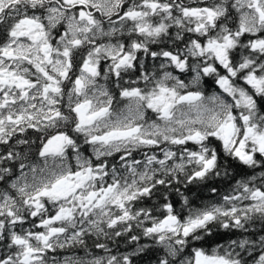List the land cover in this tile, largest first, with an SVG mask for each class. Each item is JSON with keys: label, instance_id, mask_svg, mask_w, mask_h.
<instances>
[{"label": "snow or ice", "instance_id": "6c2138e0", "mask_svg": "<svg viewBox=\"0 0 264 264\" xmlns=\"http://www.w3.org/2000/svg\"><path fill=\"white\" fill-rule=\"evenodd\" d=\"M146 254L264 264V0H0V264Z\"/></svg>", "mask_w": 264, "mask_h": 264}, {"label": "trees", "instance_id": "16d2710c", "mask_svg": "<svg viewBox=\"0 0 264 264\" xmlns=\"http://www.w3.org/2000/svg\"><path fill=\"white\" fill-rule=\"evenodd\" d=\"M204 90L210 94L213 90H215V86L212 85L211 82L209 81L208 83L205 84ZM149 115H151V114L149 113ZM29 135L34 138L36 134L30 132ZM73 135H75V134H73ZM77 139L80 140L82 148L87 147V146H84L82 144V138L77 137ZM85 154L87 155L89 153H85ZM138 158H140V157L138 156ZM33 159H34V161L38 160V157L33 156ZM72 163L74 164V160L72 161ZM232 167L234 169H236V171H240V168L237 167L234 162H232ZM237 178H239V177H237ZM211 183H215L216 186L220 189V191L224 192L225 190H227L231 187V185L234 183V181L224 180V181H213V182H210V184ZM188 195L194 200V202L196 204H203V203L208 202L209 200L216 199V197H214L213 193L208 191L207 187H204L202 190H199V191L193 190L192 192H189ZM173 199H176V197L173 196ZM27 226L28 225H26V227ZM257 228H258V226H257ZM245 235H247V234H245ZM239 236H240V233H236V232H232V233L221 232L219 235L209 238V245L214 246L216 243H225L227 241V239H229V238L236 239ZM93 239H94V237H93ZM117 239H118V243L106 241L114 253H116V252L126 253V252L131 250L132 246L127 245L124 242L123 238H117ZM89 246L91 247V240L89 241ZM91 250L93 252H97V250L95 248H92ZM70 254L83 256L84 252H83V250H80V249H74V250H69V251L57 250V252L53 253L52 255H57L58 257L63 258V256L70 255ZM253 255H258V253H254ZM245 258L248 260L249 264H251L253 257L245 255ZM133 259L135 260V264H150V262L154 259V257L151 254H146V255H142L141 257H134Z\"/></svg>", "mask_w": 264, "mask_h": 264}]
</instances>
